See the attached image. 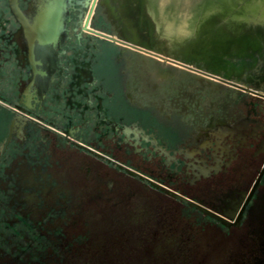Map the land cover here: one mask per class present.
Returning a JSON list of instances; mask_svg holds the SVG:
<instances>
[{"label":"flooded vegetation","instance_id":"af4514ba","mask_svg":"<svg viewBox=\"0 0 264 264\" xmlns=\"http://www.w3.org/2000/svg\"><path fill=\"white\" fill-rule=\"evenodd\" d=\"M34 1L0 0V230L22 238L13 251L62 258L52 231L72 204L126 182L196 225L229 232L263 214L264 0L203 10L180 30L150 0H56L53 45L20 15Z\"/></svg>","mask_w":264,"mask_h":264},{"label":"rangeland","instance_id":"374dc122","mask_svg":"<svg viewBox=\"0 0 264 264\" xmlns=\"http://www.w3.org/2000/svg\"><path fill=\"white\" fill-rule=\"evenodd\" d=\"M150 4L158 21L181 29L197 22L203 10L232 11L236 0H150ZM247 6L248 2L244 9ZM126 185L115 192L104 188L97 197L72 204L66 236L60 227L52 231L64 237L62 246L67 244L62 258L50 249L42 263L29 260L28 249L18 254L9 245L22 238L0 230L7 241V249L0 248V264H264V210L244 227L228 232L215 224H192L180 215V204L138 187L137 182ZM23 200L28 209L34 196Z\"/></svg>","mask_w":264,"mask_h":264},{"label":"water","instance_id":"95a60500","mask_svg":"<svg viewBox=\"0 0 264 264\" xmlns=\"http://www.w3.org/2000/svg\"><path fill=\"white\" fill-rule=\"evenodd\" d=\"M58 1L56 0H35L33 2V7L30 16L25 14L20 15L26 20L27 25L30 29H35L37 34L41 35L42 37L38 39L39 45H53L58 42L61 37V32L63 30V22H64V15L62 11L56 9L55 4ZM63 21V22H62ZM143 47L149 48L147 44L143 42ZM257 183V182H256ZM170 193L181 197L183 200L189 202L192 205H196L203 210L210 212L211 214L215 215L225 223H228V219L226 216H233L234 212L229 210L225 211L224 214H217L211 209L205 207L203 204L190 199L186 196H183L173 190H168ZM226 215V216H225Z\"/></svg>","mask_w":264,"mask_h":264},{"label":"bare ground","instance_id":"6f19581e","mask_svg":"<svg viewBox=\"0 0 264 264\" xmlns=\"http://www.w3.org/2000/svg\"><path fill=\"white\" fill-rule=\"evenodd\" d=\"M218 12V11H217ZM217 15V14H216ZM205 49V48H204ZM205 76V75H204Z\"/></svg>","mask_w":264,"mask_h":264}]
</instances>
